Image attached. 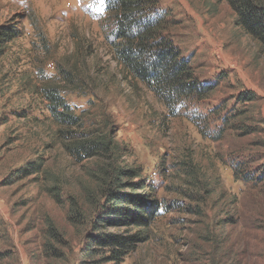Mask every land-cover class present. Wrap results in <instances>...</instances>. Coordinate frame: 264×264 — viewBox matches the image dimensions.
<instances>
[{
  "label": "rangeland",
  "instance_id": "1",
  "mask_svg": "<svg viewBox=\"0 0 264 264\" xmlns=\"http://www.w3.org/2000/svg\"><path fill=\"white\" fill-rule=\"evenodd\" d=\"M102 3L0 0V29H21L0 48V264H264V47L225 0H161L177 45L214 87L173 116L113 58ZM59 68L84 87L72 90ZM49 85L68 86L85 130L113 136L112 160L67 152L68 131L81 128L53 120L41 92ZM119 177L156 199L150 227L106 216L104 194ZM138 229L146 239L123 259L110 261L102 244L85 255L98 235Z\"/></svg>",
  "mask_w": 264,
  "mask_h": 264
},
{
  "label": "trees",
  "instance_id": "2",
  "mask_svg": "<svg viewBox=\"0 0 264 264\" xmlns=\"http://www.w3.org/2000/svg\"><path fill=\"white\" fill-rule=\"evenodd\" d=\"M225 1L235 13L236 25L264 47V0ZM101 13V29L113 58L125 76L144 84L164 103L171 115L176 116L182 108L190 107L189 103L204 100L212 93L213 85L200 80L189 57L183 54L174 40L175 20L170 11L161 6V0H103ZM20 36V27L3 26L0 29V48ZM2 53L3 49H0V56ZM58 70L66 85H74L72 90L84 87L83 80H77L73 72L64 68ZM66 90L68 86L62 88L58 85L41 89L45 107L57 124L81 128L80 131H68L71 140L65 144V149L79 161L96 157L112 160L118 152L117 142L113 136L108 139L99 137L83 128L81 116L66 98V93H70ZM75 93L81 96L80 92ZM254 97L250 92L244 94V99L248 101ZM238 115L223 118L226 125L224 131L229 123L233 127V120ZM200 117L194 118L199 125L201 120H205ZM37 167L39 164L33 162L24 173H33ZM126 173L132 176L135 172L127 170ZM120 179L113 181L104 194L106 216L123 223L130 222L134 227H150L157 216L158 205L156 199L151 197V192L144 189L148 181L141 180L140 188L144 191L138 193L126 191L123 184L119 185ZM141 229L132 234L98 235L96 242L85 248V255H97L101 250L99 244H102L111 248L112 253L108 256L110 261L123 259L146 239ZM51 232L57 234L56 228L52 227Z\"/></svg>",
  "mask_w": 264,
  "mask_h": 264
}]
</instances>
